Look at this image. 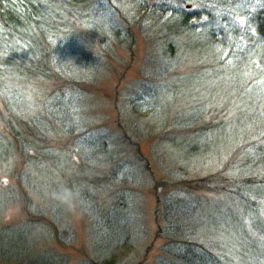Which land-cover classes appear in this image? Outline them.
Listing matches in <instances>:
<instances>
[{"label": "rangeland", "instance_id": "1", "mask_svg": "<svg viewBox=\"0 0 264 264\" xmlns=\"http://www.w3.org/2000/svg\"><path fill=\"white\" fill-rule=\"evenodd\" d=\"M82 1L51 71L0 47V264H264V0Z\"/></svg>", "mask_w": 264, "mask_h": 264}, {"label": "trees", "instance_id": "2", "mask_svg": "<svg viewBox=\"0 0 264 264\" xmlns=\"http://www.w3.org/2000/svg\"><path fill=\"white\" fill-rule=\"evenodd\" d=\"M82 2V0H0V47L5 46L6 50L8 48V51H10L11 54L18 56L21 62L17 64L18 69L21 70V72L30 71L34 73V70L37 73H43L44 70L51 71L49 60L50 52L46 49L47 37L49 36L48 34L50 31L61 30L62 25L67 18L82 20L85 13V5ZM183 23H187V17L184 18ZM261 28V33L264 35V27L261 26ZM70 43L71 41L67 38L64 44L58 48L57 52L61 56L68 54L69 52L72 53L75 46L73 47ZM29 67L31 68L28 69ZM196 128H200L199 130H196L195 134L199 141L201 136H204L205 133H208V128L202 125H200V127L197 126ZM213 130V128H210V131ZM30 144L32 147H36L34 143ZM24 146L26 147V144ZM206 146L209 145L204 144L202 147L196 146L195 148L186 146L187 148H180L179 151H181L183 158H188L191 156L189 154L192 153L193 150H207ZM251 147L252 151L254 152V159L252 160L257 163V166H261V169H264V146L263 148H259V138L258 140H254V143H252ZM259 152H262L261 156H259ZM174 178V175H170L167 176L165 181L171 182V180ZM246 180L248 181L246 182ZM189 182L192 183L190 179L184 178L181 180L179 178L176 180L175 185L182 186ZM246 183L248 185L259 184V186H262L264 184V176H259V179L252 177L245 178L243 185L246 186ZM247 201H249V199H247ZM157 204L159 212H163L164 207L169 206L168 209H166V212L169 214L167 217L171 219L177 218V214H175L173 207L170 208V202H167L164 197H157ZM181 211L188 213L189 209L187 210L186 208L182 207ZM181 211L179 213L180 216H182ZM169 225L173 229L177 228V224L175 222H173L172 225L169 223ZM181 232L185 233L183 231ZM181 232H179V235H183V237L179 238V241L181 247L187 251L181 260L185 261V264H210L209 261L205 260L209 256L207 253L203 254V250H205V248H203V244L200 242L197 244L198 248H193L192 243L194 244V242H191L188 238H186L188 233L181 234ZM2 239H4V237ZM14 239L15 238H10V241ZM3 241L6 240L4 239ZM13 245L15 246V244ZM20 249H22V252H24L26 248L22 246ZM116 249H121V246Z\"/></svg>", "mask_w": 264, "mask_h": 264}]
</instances>
